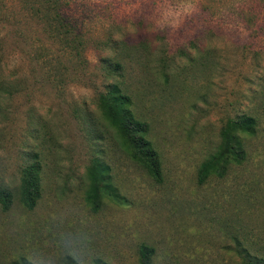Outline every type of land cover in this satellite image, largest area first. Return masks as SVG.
<instances>
[{
	"label": "rangeland",
	"instance_id": "1",
	"mask_svg": "<svg viewBox=\"0 0 264 264\" xmlns=\"http://www.w3.org/2000/svg\"><path fill=\"white\" fill-rule=\"evenodd\" d=\"M56 1L71 34L47 30L26 0H0V187L13 193L8 210L0 203V264H138L142 243L156 264H233V237L264 245L263 0ZM124 36L151 51L132 48L120 76L102 58ZM119 80L148 124L160 182L102 113ZM243 113L258 120L247 159L198 183L222 126ZM35 161L42 196L28 209L19 185ZM96 162L115 189L97 212L85 199Z\"/></svg>",
	"mask_w": 264,
	"mask_h": 264
},
{
	"label": "trees",
	"instance_id": "2",
	"mask_svg": "<svg viewBox=\"0 0 264 264\" xmlns=\"http://www.w3.org/2000/svg\"><path fill=\"white\" fill-rule=\"evenodd\" d=\"M26 2L29 5L32 17H37L46 23V29L54 31L55 35L65 36L75 31L73 25L66 21L67 16L63 15L57 6L58 1L26 0ZM255 3L257 2H254V10H256ZM250 9L246 12H250ZM241 15L243 17L246 15V13L244 14V8ZM245 17L248 22H252L253 26L255 25L254 18ZM48 22L49 24H47ZM118 42L119 45L115 55L104 57L102 60L110 71L123 76L126 67L122 63V57L126 54L131 56L132 48H142L140 55L143 57L145 52L151 51V46L147 43V46L144 47L145 43L141 42L131 44L126 36L119 39ZM166 61L167 59L161 57L159 67L162 75L167 79ZM108 85L106 92L99 98V105L104 117L119 129L122 135L121 139L123 137V145L130 149L131 158L137 160L158 182L162 181V165L159 153L147 139L148 124L136 118L130 108L132 101L127 92L129 86L123 80ZM257 128L258 120L252 114L243 113L228 118L221 128V142L217 149L199 166L198 183H205L211 175L224 177L232 165L242 164L247 159L246 138L256 134ZM41 168V163L35 161L22 171L19 197L22 204L28 209L35 208L42 196ZM106 192L115 193L110 167L96 162L91 167L90 184L85 196L93 211L97 212L100 209ZM12 201L13 193L7 188L0 187V203L3 210H8ZM263 247L264 245L256 246L255 243L247 244L241 238L235 236L233 237V243L227 249L233 264H264ZM138 252V264H156L157 251L154 246L142 243ZM13 264L35 263L27 257L21 256Z\"/></svg>",
	"mask_w": 264,
	"mask_h": 264
}]
</instances>
